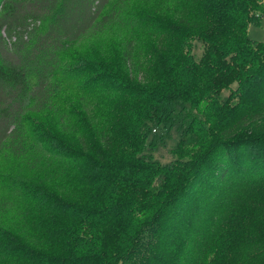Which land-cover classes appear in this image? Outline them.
Segmentation results:
<instances>
[{
	"label": "trees",
	"instance_id": "obj_1",
	"mask_svg": "<svg viewBox=\"0 0 264 264\" xmlns=\"http://www.w3.org/2000/svg\"><path fill=\"white\" fill-rule=\"evenodd\" d=\"M260 1L0 0V158L14 186L0 192V264H264V208L254 224L261 206L247 205L264 190ZM71 82L80 95L62 107ZM47 113L62 130L78 113L90 138L73 126L67 144ZM155 118L185 125L175 154L190 159L149 157ZM207 127L217 138L199 155Z\"/></svg>",
	"mask_w": 264,
	"mask_h": 264
},
{
	"label": "rangeland",
	"instance_id": "obj_2",
	"mask_svg": "<svg viewBox=\"0 0 264 264\" xmlns=\"http://www.w3.org/2000/svg\"><path fill=\"white\" fill-rule=\"evenodd\" d=\"M260 3L264 5V0H261ZM249 36L251 39L256 41H263L264 42V16H262L257 23H252L249 26ZM192 36H190V39ZM200 43V42H198ZM197 43V44H198ZM177 46L176 41L174 40H167L166 41V47L167 50L165 51V55H167L168 63L174 64L175 60L173 59L174 54V48ZM202 44H199L198 47L195 49V52L199 55L202 51ZM154 54V51H151L147 54L146 60L149 59ZM111 55H115L114 52H111ZM117 56L113 57V61H117ZM119 62V59H118ZM159 60L157 58L156 62L152 64V66H156V63H158ZM71 65H74L71 63ZM121 75H125V70L123 67H121ZM81 87L79 85V82H71L67 83L65 85V88L63 90L61 100L59 101L62 107L64 105L67 106H73L76 104V99L80 95ZM231 93V92H230ZM229 91H224V96L228 95ZM238 98H235L231 101V103L237 102ZM205 105V104H204ZM232 105V104H231ZM81 107V105H80ZM133 109V108H132ZM131 108L127 107L124 110H122V113H128L129 110H132ZM237 113H242V110L239 108L234 109ZM211 113H214L211 111ZM263 119H261L257 124L255 128V134L256 135H264V111L262 112ZM56 116L57 114H50L47 113L43 119H40V123H42L46 128H49L53 132H56L60 135V138H62L67 144H75L73 140L68 139V136H66L65 130L68 128H72L73 126H81L87 133L84 134L85 137L90 138V134L92 133V129L87 121L83 119V116L81 117L76 113V116L78 120L80 121L78 124L76 121H74L72 118L76 117L75 115H70V118L72 120L71 123L68 121L65 122L64 130H62L60 127H58L56 122ZM201 115H198V118L201 119ZM205 122V121H203ZM208 124V122H206ZM85 128H84V127ZM185 125L182 123H179L178 125L173 124H167L166 121H159L157 118L155 120L149 121V127L146 130L147 139H146V146H145V152L149 154V157H151L154 161H158L161 165H166L167 163L176 162V161H187L191 158L189 157H177L175 154L178 150V147L181 145L182 139L186 133L184 130ZM227 128H230V124L227 125ZM252 128V127H251ZM247 133L251 132L252 129L250 127L246 128ZM73 132H78V130H74ZM207 135L208 137L201 138L198 141V146H195L193 149L197 154L201 155L203 152H205L209 147H211L217 138V133L210 128L207 127ZM190 147L191 153H192V146L186 145L185 148ZM13 183L11 178L9 177V174H7L4 171V166L2 163V160L0 158V192L7 191L12 189ZM247 205H249L248 208H251V210H254L256 208H260L255 210L250 217L252 218L251 222L256 224L260 222V220L255 219L258 211L261 208H264V190L258 191L254 197L247 202ZM263 205V206H262ZM244 264H248L247 262H244Z\"/></svg>",
	"mask_w": 264,
	"mask_h": 264
}]
</instances>
